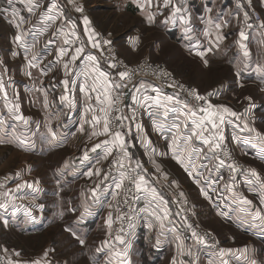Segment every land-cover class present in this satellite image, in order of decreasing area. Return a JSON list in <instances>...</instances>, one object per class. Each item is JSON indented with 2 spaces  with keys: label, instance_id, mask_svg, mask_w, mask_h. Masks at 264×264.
<instances>
[{
  "label": "rangeland",
  "instance_id": "rangeland-1",
  "mask_svg": "<svg viewBox=\"0 0 264 264\" xmlns=\"http://www.w3.org/2000/svg\"><path fill=\"white\" fill-rule=\"evenodd\" d=\"M252 2L255 4L253 0ZM51 3L52 0H44V10L50 8ZM55 3L57 7L51 12L46 11V16L56 17L62 14V18L60 20L45 19L43 22L37 21L35 17L32 18L28 25V34L22 37V42L28 47L27 52L14 38V46L11 50L19 55H13V60H10L9 56L5 57L7 49L9 53L10 46L6 48L5 42L0 41V75L4 80V89L0 90V121H2L0 123V141H3L0 142V204L7 205V207H0V213L8 210L15 215L12 220L10 218L2 219L0 214V250L8 257L10 264H15L17 261L19 264H30L31 261L37 259L41 260V264H45V261H51V264H103L104 256L99 251L104 243L101 238L102 227L93 225L83 230L79 223L82 221L85 208H88L94 199L91 190L96 188V196H98L99 193L104 194L109 181L111 183L120 182L121 175H114L108 169V165L117 153L115 151L119 148H113L111 155H107V151L101 152L104 149L103 145L95 151L91 150L94 144L109 139V137L91 135L94 131L89 123L92 116L103 115L95 106L97 103L94 91L87 87L86 81L82 83L81 79H78L81 76L79 70L75 69L70 71L71 73L67 76L65 75L63 64L67 62V58L57 59L59 48L69 47L64 44V41L68 40L70 36V30L73 31L67 25L68 20H76V18L72 15L74 13L71 10L66 9L65 0H55ZM123 8L124 11L118 15V18L114 16L107 18L108 22L114 23L112 26L114 31L110 35L112 39H107V34L103 31L106 30L104 26L101 30H97V36L99 32L104 33L106 40L111 41L110 45L116 48L118 56L122 57L129 66L136 67L145 59L149 62L164 63L170 71L190 86L192 91L196 90L200 95L207 97L206 101L197 105L186 99L196 108L207 106L208 101L213 105L227 106L239 116L237 118L226 114L227 122L230 119L239 122L244 120L255 131L264 134V42L254 44L252 50L254 55L249 59L242 56L244 54L240 47L238 60H235L233 50L228 54L223 53L222 50L221 52L216 50L214 54H211L214 57L211 63L208 62L205 65L204 56L189 53L184 38H178L175 34L166 35L160 21L156 22L155 31L150 30V23L146 16L138 14L131 8ZM253 9H258L261 12L262 22H264V10L262 12L259 4L254 5L251 10ZM189 14L190 22L195 24L194 30L191 31L195 33L197 29L196 13ZM63 17L69 19L66 21ZM76 22L77 20L75 24ZM252 23L250 27L253 32L249 37L254 40L263 39L264 27L257 24L255 20ZM136 27L139 28L136 30L138 40L135 39L132 42L139 41L141 44L139 49L132 53L128 48L125 49L123 43L126 41L125 37L132 35ZM58 29L61 30L59 40L62 42L58 41ZM14 33L16 32L14 31ZM53 33L56 34L53 35ZM238 38L240 39V37ZM49 40L54 43L49 44ZM98 44L100 47L99 42ZM91 52L95 55L92 50ZM34 55L37 57L34 63L38 66L29 69L25 57L31 59ZM81 60L79 64H81ZM109 61L106 59L100 62V66L102 68L110 67ZM257 64L261 66L259 70ZM110 69L118 76L116 70L111 67ZM28 71H31V76L26 74ZM64 79L69 80L67 92L63 84ZM142 80L154 82L153 79L140 78L136 83ZM136 83L132 86V91ZM161 89L165 93L162 87ZM85 90L89 95L86 96ZM5 92L7 96H5ZM209 93L215 94L209 96ZM66 94L72 101L71 104L68 101L60 100V97ZM111 94L113 97L117 95L114 90ZM141 98L142 96H138L134 100L130 99L127 108L122 111L121 115H115L118 113L116 100L109 114V119L113 115L115 117L131 116L135 110L134 120L122 121L121 123L124 125L122 128L116 124V130H120L125 136L126 149L129 156L133 157V166L137 162L144 166V160L146 166L152 167L157 174V163L160 165L159 173L165 175V178L159 179L157 176L161 183L180 185L177 183L180 182L188 183V187L192 186L185 174L178 175L174 166L168 163L172 157L168 148L169 140L161 141L152 133L151 124L144 115ZM12 105L19 107L14 112L9 111ZM138 108L139 110H137ZM17 115H22L28 120V123L24 124L23 121L17 120ZM15 123L18 125L16 126ZM101 125L102 121L97 124L95 131L98 132ZM49 128L57 133L55 141L50 139ZM207 134L209 135L208 132ZM22 140H27L28 143L21 144ZM149 140L151 141L150 145L145 143ZM225 140L229 143L233 153L246 165L247 171L251 168L250 163H254L264 173L262 163L253 158L252 161L246 159L230 138H225ZM152 149H155V152L150 158L149 152ZM85 151L88 152L87 159L83 158ZM160 152H169V154L157 155ZM153 160L156 163H153ZM173 164L176 165L174 162ZM97 169L100 170V175H95ZM89 172L93 175L89 176ZM263 173L259 172L264 176ZM106 175L108 176L107 180L104 179ZM177 177L180 179L176 180ZM166 178L167 180L164 181L163 179ZM262 178L264 179V177ZM171 188L177 196V201L174 197L177 207H184L186 210L185 217L188 216L193 224L202 230H207L213 236L217 247L211 250L215 251L218 261H213L212 264H221L222 260L227 259L228 264H251L253 260L256 261V264H264V238L255 236L256 230L253 229L254 225L258 230L264 232V226L261 223L253 222L252 227L248 226L245 231L246 229H242L238 224L224 221L214 214L209 205L206 209L210 216L207 214V210L203 209L201 212L205 214L204 218L206 219L200 221L196 208L198 204L195 203L198 191L195 187L194 189H190L191 187L185 189L181 186L173 187L171 185ZM183 190L185 191L184 196H180ZM105 204L109 206L108 213L112 214V220H114L112 221L113 233L118 215L116 206L119 208L118 197L116 200H107ZM171 204L172 207H175L173 201ZM255 209L264 213L262 205H257ZM40 218L41 225H38ZM177 220H179L178 217H176ZM4 221H7V224ZM25 221L26 224H24ZM33 221L37 226H31ZM203 221L208 223L205 224ZM68 229H71V232ZM180 230L184 235V231ZM72 233L76 235L73 236ZM139 234L141 233L138 232L137 236ZM77 237L83 239L85 243L80 244ZM191 242L194 247L196 246L195 251H198L199 254L193 255L189 259L190 263L198 262L202 257L201 250L206 247H200L197 241L192 240ZM191 242L186 247L192 250ZM198 247L201 249H197ZM150 249L147 247L134 249L131 264H159L162 259L156 262L151 261L154 256L151 255L152 249ZM221 249H232L233 251L225 252L221 257L219 255ZM45 252H47V257H44ZM239 252L244 256L238 257ZM179 254L177 251L175 256L172 255L169 263L180 264ZM231 255H235V258H232L234 256ZM183 258L185 257L183 256L182 260ZM239 259H244V263L239 262ZM162 262L160 264H166L165 259ZM199 264L211 263L202 258Z\"/></svg>",
  "mask_w": 264,
  "mask_h": 264
},
{
  "label": "crops",
  "instance_id": "crops-1",
  "mask_svg": "<svg viewBox=\"0 0 264 264\" xmlns=\"http://www.w3.org/2000/svg\"><path fill=\"white\" fill-rule=\"evenodd\" d=\"M253 1L255 2V4L252 2V0H171V3L165 6L164 0H75V5L81 6L83 8V12L81 13L76 11V8L73 6L72 0H65L66 9H68L69 11L71 10L74 13L72 15H74L77 20V28L75 29L72 28L69 21L75 23L76 20H68L69 23L67 25H69V29H73V31H75L76 33V36H72L71 33L73 31L70 30L69 32L70 36L68 39H71L73 41V43L69 45V48L74 49L81 43L84 44V53L73 64H70L69 68L72 71L75 69L79 70L81 76L80 78L78 77V79H81L82 83L86 81L88 85L87 87L91 88L90 86L93 83V76H95L96 74H91L86 78L84 73L86 71V66L90 63L89 61H87V56L90 54L93 55L91 52L92 43L97 42V30H101L102 26L106 27V30L103 31L107 34V39L111 40L112 37L110 35L113 34L114 31V29L112 28L114 23L112 21L111 23L108 22L107 18H112L113 16L115 18H118V15L124 11L123 7L131 8L133 9V11H137L138 14L146 16L148 23H150V30L152 29L155 31L157 24L156 22L160 21L161 27L164 26L163 29L166 35L175 34L178 36V38H184L185 45L189 53L192 52L198 54L200 52H204L205 55L203 58L204 60L206 59L209 64L214 58L211 54H214L216 50H219L220 52L222 50L224 51L223 53L226 54L233 50V53H235V60H238L240 58L239 47L242 54H244L245 50L248 51L249 55L247 57L245 55L242 56L249 59L254 55V52H252L254 44L264 42V38L254 40V38L249 37L250 33L253 32V29L250 27V25L253 24L251 8H253L256 4H259V8L262 10V12L264 10V0ZM35 4H39V7H34V10L30 13L28 11V8L30 7L28 0H0V41L5 42L6 48H8L7 46H10L9 53L8 49L5 53V57L8 58L9 56L10 60H13V50L11 49L14 46V36L18 34H22V37L27 35L29 28L28 25L32 18L35 17L37 18V21L41 20L43 22L47 17L46 10H44V0H33V5ZM176 5H179L181 7V12L174 15V6ZM5 10H7V13H5ZM189 13H196L197 29L195 33L194 31H191L194 30L193 28H195V24H193L194 22H190ZM245 13H247V17H245ZM85 16L89 21L87 25L84 24L83 18ZM20 17L23 18V22H21V20L19 19ZM150 17L151 20L149 19ZM17 24H19V28L16 27ZM217 24L221 25L219 29L215 27V25ZM137 29L139 28L136 27L132 35H127L125 37L126 41L123 43V45L126 47L125 49L128 48L132 53H135V51L139 49L141 44L139 41L132 42L135 39L138 40V34L136 31ZM14 31L16 33H14ZM60 31L61 30L58 29L57 37L58 41L62 42L61 40H59L61 37ZM241 31L245 33L246 39H242L240 37ZM89 36H92V40L88 39ZM217 37H219V39H217ZM238 37H240V39ZM241 44L245 45L246 48H241ZM209 48L211 49V51H208ZM1 56L4 57V55ZM198 56L200 55L198 54ZM64 58L68 59V57ZM80 59H82L81 64H79ZM98 67L102 71L108 72L110 79L118 81V76L116 75V73L112 72L110 67L104 66L102 68V66H100V62ZM63 70L65 73L64 68ZM141 83H144L145 88H140ZM153 85H155V87L159 89L158 93L153 91ZM137 89L140 90L137 91ZM97 94L98 93L94 91L95 97L97 96ZM99 95L102 99L104 98L103 91H100ZM145 95L149 97H156L157 95H159L161 104L157 105L152 99L144 101L143 96ZM138 96H142L141 102L143 103L144 115L151 124L152 133L159 137L161 141H166L164 139L165 136L169 137L170 141L171 136L175 134V129H172L171 131H169V129L171 128L173 123L177 122V117H180L179 122L183 123L184 116L180 111H169L167 117H165L164 108L162 107L164 103L168 104L169 109L180 108L181 105L175 102L165 101L163 98L166 96H172L180 101H185L186 98H184L178 91L171 89L164 93L159 84L153 81L150 82L148 80H142L136 83V85L134 86V89L131 92L130 99L134 100L133 97L138 98ZM96 103L97 104H95V106L97 108L103 106L97 100ZM189 103L193 108H196L191 102ZM202 114L203 113H198V115ZM154 121L165 126L162 132L157 130ZM70 124H72V122H70ZM244 124V120L241 122L236 121L235 119H230L228 120V122L226 120L218 131L222 132L225 138H230L236 148H238L240 152L243 153L242 155L246 159L252 161L253 158L264 165V145H261L258 142L255 135L256 131L250 132L248 130L253 129L251 128L250 124L248 125V128H245ZM15 125L17 126L18 124L15 123ZM237 125H239V127H237ZM192 127L193 126L189 122V128H182L181 131L185 135L190 134V130ZM205 135H208L207 132H205ZM65 138L68 139V137ZM248 139H251L253 142L247 143L246 140ZM145 143L147 144L148 142L146 141ZM192 145L194 147H204L205 151L207 152L208 146L203 145V142L195 139V137L193 138ZM103 148L104 149H102L101 152L105 153L107 151V148L105 146ZM170 159L171 161L168 160L170 161L168 163L174 166V169H176V173L180 176L185 174L186 178H189L192 186H190V188L188 187V183L182 184L180 182H177L180 185H171L173 187L181 186L185 189H194L195 187V189L198 191L195 197V203L198 204L196 208L199 212L198 218L200 221H202V219H206L204 218L206 217L205 214H202L201 210H207V205H209L210 208L214 211V214H217V216L221 217L224 221L232 224H238L244 230L248 226L252 227V225L254 224L253 222L261 223L259 219L256 221H252L251 216L249 215L254 214L255 210H257L255 209L257 205H262L264 208V179L262 178L264 176L260 175L263 172L261 171L259 166L255 165L254 163H250L251 168L248 169L247 173L239 180L233 181L228 178L224 166L219 168L213 167L217 164V160L215 158H213L211 163H209L202 157L201 161H197V164L201 162L208 164V167L212 168V171L209 172L203 168L198 169V171L202 172L203 175L198 176L194 173V176L199 178L201 181L200 184H197L195 183L194 177L189 176L185 172L184 167L178 164L177 161L172 157ZM172 160L176 165L173 164ZM143 163L144 168L147 169V172L145 173L146 179L149 180V184L147 185V187H155L159 195L162 196L164 201H167V203H160L158 200L151 196L150 192L144 191L143 189L141 190L143 194L142 200H144L143 202L145 203L144 218L139 226V229L137 230L141 234L137 236L138 232L135 230V234L133 235V237L125 238L123 239V242H121L116 240V236L113 235L112 224L111 226H109V224L107 223V219L109 216L108 211L110 208L105 203L107 202V200H116V198L118 197L119 189L115 187L116 183H119L117 181H114L113 183L109 181L106 186L107 191L105 190L104 194L99 193L97 196L98 200L94 198L87 208L90 214L83 213L82 215L83 218L82 221H80L79 225L81 226V228L83 227V230L93 225L102 227L101 233L103 234L101 238L104 240V243L101 245V248H99V251L102 252L104 256L103 264H125V260L126 264H131V257L134 249L144 247L152 249L151 255H153L154 258L151 259V261L153 262L161 259L163 261L165 259V263L170 264L169 262L171 260V256H175V254H177V251H179L180 253V264H199L202 258H205L207 262H210L211 264L214 263L213 261L217 262L218 258L214 253L215 251L206 248L204 250H201L202 257L198 262L190 263L189 259L193 257L196 246L194 247L193 243L191 242L192 240L185 237L183 235V232L180 230L183 227L184 220L182 221L183 217L180 214H177L179 213V209L175 204V199L177 201V196L173 192L172 188L170 189L171 185L161 183L158 180L159 178H165V175L160 174L159 172H157L156 174L155 170L153 171L152 167L146 166L144 160ZM176 167H178L179 169H177ZM252 170H255L257 173L260 172L259 179L252 175ZM209 177L211 178V180L217 181V183L213 184L211 187H208V184L210 183V180L208 179ZM177 179L180 178L177 177L176 180ZM163 180L165 181L167 180V178ZM249 181L252 182L249 183ZM225 184L230 185V188L226 190L224 187ZM202 188L209 193L211 199H208L201 193ZM184 190L183 193L185 192ZM243 198H247V200L252 201V204H243ZM172 201L174 202L175 207H172ZM116 203H118V201H116ZM241 208H247L248 211L242 212L240 211ZM116 209L118 212V206H116ZM165 211L168 212V216L166 218L164 217ZM222 211L226 212L227 215H221L220 213ZM153 212H155L156 215H153ZM0 214L2 219L10 218L14 220L13 217H15L14 213L8 210L5 212L2 211ZM207 214H209L208 210ZM157 216H160L163 220V228H161V220H158ZM176 217H178L179 220L176 221ZM180 217L182 219H180ZM245 217H247V219H245ZM187 219H189L188 216ZM203 223L207 224L208 222L203 221ZM24 224H26V221L24 222ZM38 225H41V218L38 221ZM31 226H37V224L33 221L31 222ZM253 229L256 230L255 236L264 238V232L258 230L256 227H254V225ZM245 231H247V229ZM181 241L183 242L182 246L178 248L177 245L180 244ZM190 242L192 243V250L191 248L186 247V245ZM197 249L201 248L198 247ZM189 252H191V255H189ZM183 256L185 258H183L182 260ZM231 256H234L232 258H235V255ZM241 256H244V254L239 252L238 257ZM226 261H228V259ZM239 262L244 263V259H239Z\"/></svg>",
  "mask_w": 264,
  "mask_h": 264
},
{
  "label": "snow or ice",
  "instance_id": "snow-or-ice-1",
  "mask_svg": "<svg viewBox=\"0 0 264 264\" xmlns=\"http://www.w3.org/2000/svg\"><path fill=\"white\" fill-rule=\"evenodd\" d=\"M28 3L30 5V7L28 8V11L31 13L34 10V7H39V4H35L33 5V0H28ZM73 6L76 8L77 12H83V8L81 6H76L75 5V0H72ZM171 3V0H164V4L165 6L169 5ZM57 7V4L55 3V0H52L51 3V7L46 9V11L51 12L52 9H55ZM181 12V7L179 5L174 6V12L173 14H177ZM5 13H7V10H5ZM245 17H247V13H245ZM62 18V14L58 15L56 17H52V16H47L46 19L47 20H59ZM183 18V17H181ZM21 20V22H23V18L20 17L19 18ZM64 20H68L69 18L67 17H63ZM84 24L87 25L89 23L88 18L85 16L84 18ZM151 20V17L149 18ZM71 26L73 29L76 28V24L74 22H71ZM17 28H19V24L16 25ZM215 27L217 29H219L221 27L220 24L215 25ZM261 27H264V22H262ZM87 30V29H86ZM56 33H53V35H55ZM72 36H76L75 31H73L71 33ZM240 37L242 39H246L245 37V33L243 31L240 32ZM78 38V37H77ZM89 40H92V36L88 37ZM217 39H219V37H217ZM15 41L20 42V46L25 48V52L28 51V47L22 42V34H18L15 36ZM49 44L54 43V41L49 40L48 41ZM73 41L71 39L65 40L64 44L65 45H70L72 44ZM105 44H110L111 41H104ZM34 46V45H33ZM99 46L98 42H93L92 43V47L93 48H97ZM241 48H246L245 45L241 44L240 45ZM101 51H103V49H101ZM208 51H211V49L209 48ZM84 53V44L81 43L79 46L75 47L74 49L66 47V46H62L59 48L58 50V56L57 59H63L64 57H68L67 62H65L63 64V68L65 69V75L67 76L70 71H72L69 68L70 64H73L82 54ZM201 57H203L205 55L204 52H200L198 53ZM13 55H19V53L17 52H13ZM244 55L247 57L249 55L248 51L245 50ZM26 59V64L27 67L33 68V67H37L38 65H36L34 63V61L37 59V57L34 55L32 56L31 59H28L27 56L25 57ZM87 61H89L90 63L86 66V71L84 73L85 77L87 78L89 75L91 74H96L95 76H93V83L91 84V90L92 91H96L98 94L95 97L96 100L103 106H101L99 108V112L102 113V116H97V115H93L91 121L89 122L91 127L94 129V131L92 132L91 135L96 136V135H103V136H108L109 139L106 140H102L100 143H96L93 145L92 147V151H95L98 148H101V146H105L107 148V155H111L113 148L118 147L120 149V151L123 153V158L127 159L129 158V154L127 152L126 149V140H125V136L124 134L120 131V130H114L111 127V123L112 121H110L109 119V114H110V110L112 109V105L115 103L116 100L119 99V92L120 89L122 88H126L127 84L125 83L126 80H131L132 76L134 75V73L129 70V69H125L123 71H119L118 72V81H114L112 79H110L109 77V73L106 71H102L98 65H99V60L97 59L96 55H88L87 56ZM204 64L207 65L208 61L205 59ZM109 66L111 68H116L117 64L113 63L111 61L108 62ZM261 68V66L259 64H257V69L259 70ZM27 75L31 76V71H28L26 73ZM237 75H239V73H237ZM74 83V82H73ZM63 84L65 86V90L67 92L68 88L67 86L69 85V80L68 79H64L63 80ZM140 88H145L144 83L140 84ZM153 91L154 92H159V89L155 87V85L152 86ZM4 89V80H3V76L0 75V90ZM115 91L117 93V95L115 97H113V95L111 94L112 91ZM140 89H137V91H139ZM103 91L104 93V98L102 99L101 96L99 95V92ZM5 96H7V93H4ZM85 94L86 96L89 95L88 91L85 90ZM215 93H209L208 95H214ZM190 95L192 96V98H194L196 101L202 102V101H206L207 97L206 96H202L198 93V91L193 90ZM133 99H136V97H133ZM149 99H152L157 105L161 104V100L159 95H157L156 97H149L147 95L143 96V100L147 101ZM165 101H169V102H175L177 104H180L181 107L180 108H171L169 109L168 104L164 103L162 105V107L164 108V116L167 117L169 111L172 112H176V111H180L183 113L184 116V121L183 123H180V117H177V122L173 123L171 128L169 129V131H171L172 129H175V134L171 136L170 141L168 143V148L169 151L171 153V156L173 159H175L177 161L178 164H180L182 167H184L185 172L189 175V176H193L195 183L200 184L201 181L199 178H197L196 176H194V173L197 174L198 176H202L203 173L199 172L198 169L203 168L206 169L207 171L211 172L212 168L208 167V164H205L203 162L197 164V161H201V158L203 157L204 160H207L209 163H211L212 159L215 158L217 160V164L214 165L213 167H223L225 165V160L224 159H220L219 157V152H222L224 156H228V152L224 151V149L222 148V142L225 140L224 135L222 134V132L218 131L220 129V127L225 123L226 121V114L231 116V117H237L239 118L238 114L231 110L230 108H228L227 106L224 105H213L211 104L210 101L207 102V106H203V107H199V108H193L189 101L185 100V101H180L177 100L176 98L172 97V96H166L163 98ZM251 99V98H249ZM60 100L63 101H68L69 104L72 103V101L69 99L68 95H62L60 97ZM45 103H47L45 101ZM139 103V101H138ZM19 106L18 105H12L9 108V111H15ZM90 110V109H89ZM198 113H203L202 115H198ZM17 120H21L23 121L24 124L28 123V120L25 119L22 115H17L16 116ZM115 120V122L122 128L124 127V125L121 123L122 121H127V120H134L135 119V110H133L132 115L131 116H118V117H114L113 118ZM102 121V125L100 130L97 132L95 131L97 124H100ZM189 122L191 123V125L193 126L190 130V134L185 135L181 129H188L189 128ZM0 123H2V121H0ZM154 124L157 128V130L159 131H163L164 129V125L157 123L154 121ZM139 127V126H138ZM237 127H239V125H237ZM245 128H248L247 123L244 124ZM81 128L83 129V125L81 126ZM250 132L251 131H255L254 129H248ZM48 132L50 134V139L52 141H55L57 138V133L55 131H53L51 128L48 129ZM205 132H208L209 135H205ZM256 138L258 140V142L261 145H264V134H261L260 132L256 131L255 132ZM195 137V139L200 140L203 142V145H207V152L205 151L204 147H194L192 145V141L193 138ZM164 139L166 141L169 140V137L165 136ZM3 142V141H0ZM247 143H252L253 141L251 139L246 140ZM21 144H27L28 141L27 140H22L20 141ZM148 144H151V141H148ZM155 152V149H152L151 152H149V156L151 158L152 153ZM210 153V155H209ZM169 152H160L157 153V155L159 156H165L168 155ZM83 158L87 159L88 158V152L85 151L83 154ZM115 163H117L120 168H124V163L122 162V160H116ZM153 163H156L155 160H153ZM229 168H231L233 171L236 170L235 165H228ZM141 169L143 172H147V169H142V165L137 162V164L132 167L129 164V171L126 172H122L121 173V180L119 183H116L115 187L117 189H120L122 187L123 181L125 178H127L129 180V183L134 187V189L136 191H140V190H144L147 192H150L151 196L153 198H155L156 200H158L160 203H164L166 204L167 201H164L163 197L159 195V193L157 192L155 187H151L148 188L147 185L149 184V180L146 179L145 175L140 174L137 170ZM156 171L159 172L160 171V165L156 164ZM129 172L131 174H129ZM89 176L93 175V173L89 172L88 173ZM95 175H100V170L97 169ZM252 175L254 177H256L257 179H259V173H257L255 170H252ZM105 180L108 179V176L106 175L104 177ZM210 180V183L208 184V187H211L213 184H216L217 181L215 180H211V178H208ZM252 181H249V183H251ZM173 183H176L175 181H173ZM19 187V186H18ZM97 187H99V185H97ZM225 189H229L230 185L225 184L224 185ZM92 195L95 199L98 200V197L96 196V188H93L92 190ZM129 191H131V189H129ZM201 193L207 197L208 199H211V196H209V193L205 190V189H201ZM180 196H184V193L181 192ZM115 198V197H114ZM135 198V197H134ZM242 203L245 205H251L252 201L247 200V198H243ZM0 207H7L6 204H0ZM41 207H43V205H41ZM240 211L242 212H247V208H241ZM85 213H89L88 209L85 208ZM179 214V213H177ZM221 215H227L226 212H221ZM153 215H156L155 212H153ZM251 216V220L252 221H256V220H260L261 221V225L264 226V213H262L259 209L255 210L254 214H249ZM168 216V212L165 211L164 212V217L166 218ZM123 216L117 217V219H123ZM158 220H161V228L164 227L163 224V220L161 219L160 216H157ZM185 220L187 219V217L184 218ZM245 219H247V217H245ZM5 224H7V221H4ZM107 223L109 224V226H111L112 224V214L109 213L108 219H107ZM189 228H191V225H188ZM68 231L71 232V229H68ZM73 236H75V233H72ZM192 235L195 237L196 233L193 232ZM78 242L80 244H84L85 241L83 239H79V237H77ZM197 239H199L197 237ZM116 240L123 242L122 237L121 236H116ZM182 241L180 242V244L177 245V247H181L182 246ZM6 251V250H5ZM232 249H221L219 255L221 257L224 256L225 252H232ZM246 251V249H245ZM16 255H19V253H16ZM189 255H191V252H189ZM44 257H47V252L44 253ZM15 264H19V262H15ZM30 264H41V260L37 259V260H33L30 262ZM45 264H51V261H45ZM125 264H126V260H125ZM221 264H228V262L226 260H222ZM251 264H256V261L253 260L251 262Z\"/></svg>",
  "mask_w": 264,
  "mask_h": 264
},
{
  "label": "built area",
  "instance_id": "built-area-1",
  "mask_svg": "<svg viewBox=\"0 0 264 264\" xmlns=\"http://www.w3.org/2000/svg\"><path fill=\"white\" fill-rule=\"evenodd\" d=\"M252 16L253 20L257 24H262V14L258 9L252 10ZM97 40L100 43V47L98 48H92L93 53L97 56V59L99 62H103L106 59H109L111 62L116 63L117 67L112 68L116 70L117 72L123 71L125 69L131 70L134 75L132 76L131 80H126L125 83L127 84L126 88H122L119 93V99L117 100L116 104L118 106V113L115 115H121L122 111H124L127 108V105L125 104L126 101V90L130 87H132L137 79L140 78H148L153 79L154 82L160 85V87L163 88L165 92H167L169 89L178 91L184 98L190 100L192 103L197 105L198 103L201 104V102L196 101L190 93L192 92V89L190 86H188L185 82H183L179 77H177L170 69L164 64V63H154L149 62L146 59L143 60L139 65L136 67H131L127 64V62L120 56H118L116 48L113 45L105 44L104 41H106V37L104 33L99 32L97 36ZM103 49V51H101ZM139 110V108L137 109ZM115 115L111 116L110 120L112 121L111 127L116 130L117 129V123L113 119ZM222 148L224 151L228 152V156H224L222 152H219L220 159L225 160V170L227 173L228 178L231 180H237L243 177L247 173V167L246 165L240 160L239 157L236 156L235 153H233L229 143L224 140L222 142ZM115 152L116 155L113 159V161L108 165V169L114 174V175H121L122 172L129 171V164L134 167L132 164L133 157L124 159L123 153L120 151V149H117ZM116 160H122L124 163V168H120V166L115 163ZM134 162V161H133ZM141 164V163H140ZM235 165L236 170L233 171L231 168L228 167V165ZM142 169H145L143 164ZM140 174L145 175V172H143L141 169L137 170ZM129 174H131L129 172ZM131 189V191H129ZM118 200H119V208H118V215L117 217L123 216V219H116L114 223V235L115 236H121L122 239L124 238H130L134 235L135 230L138 225L142 222L144 218L145 213V203L142 200V191H136L134 187L129 183V180L127 178L124 179L122 187L119 190L118 194ZM135 197V198H134ZM180 215L183 217V227L182 230L184 231V236L197 241L200 244V247L208 248V249H215L217 246L215 245V241L213 239V236L210 232L207 230H202L201 228L197 227L195 224H193L190 219H184L185 215L184 212L186 211L184 207L179 208ZM191 225V228L188 227V225ZM195 232L196 236L194 237L192 233ZM197 237L199 239H197ZM199 254L198 251L194 252V256H197ZM0 264H10V261L8 257L1 252L0 250Z\"/></svg>",
  "mask_w": 264,
  "mask_h": 264
},
{
  "label": "water",
  "instance_id": "water-1",
  "mask_svg": "<svg viewBox=\"0 0 264 264\" xmlns=\"http://www.w3.org/2000/svg\"><path fill=\"white\" fill-rule=\"evenodd\" d=\"M131 92H132V87L128 88L126 90V101H125V104L128 105V102L130 100V96H131Z\"/></svg>",
  "mask_w": 264,
  "mask_h": 264
}]
</instances>
